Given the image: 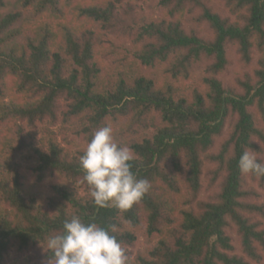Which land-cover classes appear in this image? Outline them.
<instances>
[{"label":"trees","instance_id":"trees-1","mask_svg":"<svg viewBox=\"0 0 264 264\" xmlns=\"http://www.w3.org/2000/svg\"><path fill=\"white\" fill-rule=\"evenodd\" d=\"M219 1L0 0V264H47L73 215L116 225L128 264H264V176L238 167L264 163V0ZM230 46L258 67L224 83ZM104 126L150 183L123 213L80 166Z\"/></svg>","mask_w":264,"mask_h":264},{"label":"clouds","instance_id":"clouds-1","mask_svg":"<svg viewBox=\"0 0 264 264\" xmlns=\"http://www.w3.org/2000/svg\"><path fill=\"white\" fill-rule=\"evenodd\" d=\"M130 149L119 145L113 137V129L104 126L95 131L80 156L94 206L115 207L123 213L138 203L148 192L150 183L138 179L131 171ZM245 151L239 159L242 174L264 176V163ZM116 225L108 228L98 223H85L78 215L65 219L58 233L46 238L49 253L47 264H128L129 256L117 236Z\"/></svg>","mask_w":264,"mask_h":264},{"label":"rangeland","instance_id":"rangeland-1","mask_svg":"<svg viewBox=\"0 0 264 264\" xmlns=\"http://www.w3.org/2000/svg\"><path fill=\"white\" fill-rule=\"evenodd\" d=\"M144 1H145V5H143V7H144L145 12L147 14H151V16L154 19H160L162 17V14H163V10H162V7L160 5L161 0H144ZM209 2L211 4V6L214 7V9L216 11H218V13L220 15H222L223 17L229 16L228 11L224 8V5L222 4L221 1L209 0ZM141 4H142V2H141ZM123 44H126L128 46V42H123ZM236 50L237 49L235 46L229 47L228 56H229L230 61L232 62V65L229 67V72L224 74L221 77V79L223 80L224 83H231L232 80L237 79L239 77L245 78L246 72L251 74L253 72L254 68L258 67V58H259L258 55H254L253 62L251 64V66L246 67L239 60V57H238ZM204 73H205V66L204 65L198 66L195 70V76L197 78H203ZM59 129H60L59 127H54L53 131L55 133H59ZM228 131H229V127L227 126L225 128L224 133L227 134ZM58 141L61 142V137L58 138ZM79 142H80V140L76 141V146L74 147V150L77 149V145L79 144ZM263 159H264V156H263ZM19 161L22 162L21 160H19ZM211 168H212L211 165L207 166L205 171L207 172ZM204 181L205 182L207 181L206 178H204ZM214 190L216 191V189H213L210 192L212 193ZM210 192H206V190H205L201 194V199H206L209 196ZM261 194H262V199L264 200V193L262 191H261ZM232 238L234 240L233 244L235 246V253L241 255L242 251H241V245H240L239 238L234 233H232ZM143 242H144V239L141 237L137 249L143 248Z\"/></svg>","mask_w":264,"mask_h":264}]
</instances>
